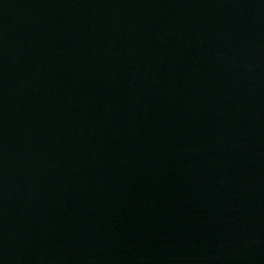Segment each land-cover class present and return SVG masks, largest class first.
Returning <instances> with one entry per match:
<instances>
[{"label":"water","instance_id":"95a60500","mask_svg":"<svg viewBox=\"0 0 264 264\" xmlns=\"http://www.w3.org/2000/svg\"><path fill=\"white\" fill-rule=\"evenodd\" d=\"M0 264H264V0H0Z\"/></svg>","mask_w":264,"mask_h":264}]
</instances>
